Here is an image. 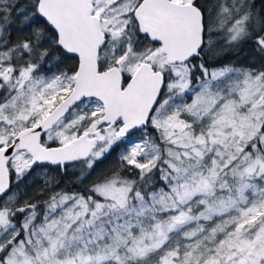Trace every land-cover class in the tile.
Returning a JSON list of instances; mask_svg holds the SVG:
<instances>
[{"label": "snow or ice", "instance_id": "obj_1", "mask_svg": "<svg viewBox=\"0 0 264 264\" xmlns=\"http://www.w3.org/2000/svg\"><path fill=\"white\" fill-rule=\"evenodd\" d=\"M0 264H264V0H0Z\"/></svg>", "mask_w": 264, "mask_h": 264}, {"label": "trees", "instance_id": "obj_2", "mask_svg": "<svg viewBox=\"0 0 264 264\" xmlns=\"http://www.w3.org/2000/svg\"><path fill=\"white\" fill-rule=\"evenodd\" d=\"M24 2H26V0H21V3ZM15 34L16 32L14 30V35ZM251 59H252V52L250 50V46L248 44H242L237 51L229 52L228 54H226L223 62L227 63L230 61H234L237 62V64L239 65V64H247ZM119 150L120 149H117L116 151L118 152ZM115 155L116 152H114L113 155L110 156L108 160L104 162V164L99 165L97 171L113 163L115 159ZM74 179L75 177L72 176L71 174H69L68 176H64L61 187H66L68 191H79L82 186H77L73 184L72 182ZM28 191L30 193L31 189H29Z\"/></svg>", "mask_w": 264, "mask_h": 264}, {"label": "rangeland", "instance_id": "obj_3", "mask_svg": "<svg viewBox=\"0 0 264 264\" xmlns=\"http://www.w3.org/2000/svg\"><path fill=\"white\" fill-rule=\"evenodd\" d=\"M137 135H138V133H137Z\"/></svg>", "mask_w": 264, "mask_h": 264}]
</instances>
